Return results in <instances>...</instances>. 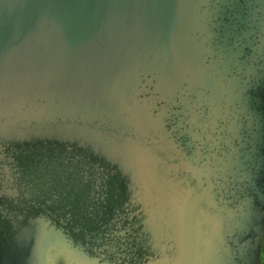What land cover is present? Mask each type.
<instances>
[{
    "label": "water",
    "instance_id": "1",
    "mask_svg": "<svg viewBox=\"0 0 264 264\" xmlns=\"http://www.w3.org/2000/svg\"><path fill=\"white\" fill-rule=\"evenodd\" d=\"M55 141L152 218L113 263L41 224L23 264H259L264 0H0V159Z\"/></svg>",
    "mask_w": 264,
    "mask_h": 264
},
{
    "label": "flooded vegetation",
    "instance_id": "2",
    "mask_svg": "<svg viewBox=\"0 0 264 264\" xmlns=\"http://www.w3.org/2000/svg\"><path fill=\"white\" fill-rule=\"evenodd\" d=\"M2 146L0 264H23V241L44 223L53 233L62 229L68 242L87 252H102L109 262L138 242L152 218L150 206L90 148L57 141ZM51 241L57 243L56 233ZM52 259L58 262L57 250Z\"/></svg>",
    "mask_w": 264,
    "mask_h": 264
},
{
    "label": "trees",
    "instance_id": "3",
    "mask_svg": "<svg viewBox=\"0 0 264 264\" xmlns=\"http://www.w3.org/2000/svg\"><path fill=\"white\" fill-rule=\"evenodd\" d=\"M263 248H264V244H263ZM259 264H264L263 253H262V255H261V258H260V262H259Z\"/></svg>",
    "mask_w": 264,
    "mask_h": 264
},
{
    "label": "rangeland",
    "instance_id": "4",
    "mask_svg": "<svg viewBox=\"0 0 264 264\" xmlns=\"http://www.w3.org/2000/svg\"><path fill=\"white\" fill-rule=\"evenodd\" d=\"M262 253H263V258H264V248H263V250H262Z\"/></svg>",
    "mask_w": 264,
    "mask_h": 264
}]
</instances>
